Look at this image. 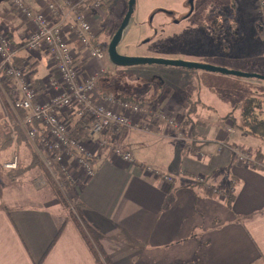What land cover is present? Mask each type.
Wrapping results in <instances>:
<instances>
[{
  "label": "crops",
  "instance_id": "crops-1",
  "mask_svg": "<svg viewBox=\"0 0 264 264\" xmlns=\"http://www.w3.org/2000/svg\"><path fill=\"white\" fill-rule=\"evenodd\" d=\"M23 1L35 12L48 10L40 0ZM50 1L67 12L61 0ZM97 2L86 3L91 17L99 16L93 7ZM1 15L7 21L0 30L10 38L19 60L28 66L42 58L26 51L30 29L12 0H0ZM14 17L25 25L20 40L12 29ZM42 66L38 64L37 78L44 73ZM199 100L209 124L198 131L196 153H186L167 125L158 135L129 131L124 146L135 163L104 157L96 161L95 175L73 188L76 200L84 205L93 241L110 264H264V170L240 163L235 152L242 148L253 159L260 149L264 156V143L251 136L237 138L239 133L227 122L222 129L225 115L216 123L222 130L212 134L214 109L202 97ZM10 113L15 127L17 117ZM253 138L252 146L237 144L238 139L248 143ZM26 139L29 146L15 135L10 144L0 138V163L2 153L16 144L36 151ZM28 167L19 175L12 172V178L0 176V264H97L61 204L34 190L40 178L30 173L36 167ZM152 171L173 182L167 184Z\"/></svg>",
  "mask_w": 264,
  "mask_h": 264
},
{
  "label": "rangeland",
  "instance_id": "rangeland-1",
  "mask_svg": "<svg viewBox=\"0 0 264 264\" xmlns=\"http://www.w3.org/2000/svg\"><path fill=\"white\" fill-rule=\"evenodd\" d=\"M102 1L106 2L107 0H99L101 9ZM108 1L112 2L108 3L107 8L104 7L100 10V17L97 15L91 17L92 25L101 35L100 41L106 50L116 34L115 32L118 31L123 22L122 18L128 11L129 3V0ZM190 1L136 0L134 15L118 48L119 53L131 57L192 62L264 76V12L260 8L258 0H197L194 16L176 26L171 18L158 14L160 10L175 12L176 16L179 15L177 20L182 21L183 16L188 13L185 7L188 6ZM154 13H157V15L153 25L158 29L155 33V29H150ZM1 16L0 25L5 26L7 18L4 15ZM14 18L12 29L18 32L17 39L20 40L24 34L25 25L21 19ZM163 26L165 32H161ZM94 66L105 69L107 72L100 78V87L108 95L112 97L130 96L142 104H150L153 101L155 104L166 105L174 109L172 112L177 110L175 115L176 120L179 122L182 119L184 121L187 119L190 109L189 99L196 101V99L199 100L202 97L203 101L214 109L211 116V124H214L212 134L214 135H217L224 127L222 125V129L218 128L216 123H219L222 116H227L230 112H233L241 99L244 100L254 96L264 100V81L255 79L245 80L206 71H191L157 65L121 68L113 65L108 55L104 61H92L88 64V67ZM11 82L17 89L19 88L14 81ZM5 102V98L0 95V136L3 132L1 128H3L9 135L7 136L4 132L5 138L11 139V136L15 135V138L21 139L29 146L30 143L21 133L22 131L17 126L14 127V120H11V111H9ZM200 112L201 114L198 117L204 119V113L201 110ZM181 123L184 126V122ZM227 123L231 125L230 120ZM189 126L190 123L185 121L186 135L189 132ZM237 135V138L242 136L240 133ZM126 136L125 134L121 139L116 138L111 147L101 149L98 152V148L95 146L96 143L90 141V139L81 141V144L88 151L95 153L94 162L101 161L104 157L123 161L122 158L116 155L115 149H117L122 153L130 154L135 163L132 153L124 146L125 141H127ZM178 136L179 134L176 135L177 139H179ZM255 139L248 140V143L238 139L237 144H251L252 146ZM193 144L194 141L190 146L182 141L184 151L189 154H193ZM24 147V145L16 144V146L5 151L4 154L2 153L1 177L8 175L9 178H12V172L16 171L20 174L23 173L22 170L26 167L35 165L32 161L33 159L37 160L35 156L37 152ZM242 150L244 149H235L236 156ZM14 157H18L19 165L16 170L10 172L5 168V165L12 161ZM38 157L41 159L40 156ZM76 167L77 165L73 164L69 178L65 174H59L56 180H54L52 173L46 166L42 168L39 162L38 168L36 167L30 173H36L35 177L40 178V183L35 184L37 188L34 190L45 199L53 198L59 202L65 211L66 217L73 220L81 231H85L86 234L89 232L90 236L92 234L83 212L77 209L74 212L69 207L73 206L74 201H76L73 188L82 184L84 180L78 174L81 173V169L74 172ZM42 183L45 184L42 185ZM53 187L56 189H53ZM63 198L69 206L64 204Z\"/></svg>",
  "mask_w": 264,
  "mask_h": 264
},
{
  "label": "built area",
  "instance_id": "built-area-1",
  "mask_svg": "<svg viewBox=\"0 0 264 264\" xmlns=\"http://www.w3.org/2000/svg\"><path fill=\"white\" fill-rule=\"evenodd\" d=\"M40 1L47 5V12H35L23 0H14L13 5L30 29L26 40L27 50L34 55L49 54L58 76L52 77L37 93L28 82V75L35 74L33 67L26 68L29 71L11 68L16 48L1 30L0 76L14 74L19 80V93L13 95H16L15 100L5 95L6 101L54 180L59 174L68 177L73 164L77 165L74 172L81 169L78 174L84 179L83 182L94 176L95 153L81 144L84 140L71 137L74 121L78 119L88 125L90 141L96 143L97 152L111 147L119 137L115 133H109L111 130H139L157 135L165 125L177 130L178 140L191 145L192 139L182 130V124L176 120L174 112L153 109L138 102L117 100L112 96L97 95L98 78L106 70H85L75 63V57L81 54L98 62L104 61L108 55L102 48L92 46L97 31L86 11L89 0H61L67 8L66 13L50 0ZM260 6L264 8V1L260 2ZM93 7L100 16L101 3L97 2ZM75 43L78 45L73 49ZM0 89L5 92L1 82ZM35 100H38L36 104ZM20 110L29 111L30 114L20 116ZM36 123L41 127L35 126ZM37 138H40V145ZM115 153L123 161L134 163L130 154L117 149ZM237 156L240 163L254 166V161L248 154L239 152ZM18 165L19 159L14 157L5 168L14 171ZM152 172L156 176L160 175ZM162 177L167 184L173 182L169 177Z\"/></svg>",
  "mask_w": 264,
  "mask_h": 264
},
{
  "label": "trees",
  "instance_id": "trees-1",
  "mask_svg": "<svg viewBox=\"0 0 264 264\" xmlns=\"http://www.w3.org/2000/svg\"><path fill=\"white\" fill-rule=\"evenodd\" d=\"M13 1L14 0H12V6L15 8V6L13 5ZM259 1L262 2L264 0H259ZM110 2H112V1H108L107 0L106 2H102V9L104 7L107 8L108 3H110ZM15 9L17 10L18 14L20 15L18 9L17 8H15ZM124 18H125V14L123 15L122 21L124 20ZM100 36L101 35L97 32L96 39L92 41V46L93 47H97V48H102L103 50L107 51L106 48L104 46H102V44H101ZM77 45L78 44L75 43L74 46H73V49H76ZM25 49L29 53V51L26 48V44H25ZM19 59H21V58L17 56V50H16V54L14 56V59L12 60L11 68L17 69V70L19 69L21 71H24L26 68L33 67L35 69V73H36V71L38 69V64H42L43 65L42 66V70L44 71V73L41 75V78H37V76L34 73H32L31 75H28V82L30 83V85H32V87L35 89V91L37 93H38V91L39 92L41 91L43 86L46 85L45 83H48V81L52 77H54L55 75L58 76L56 68L54 67V65H52V61H51V58H50L49 54L42 53V58L38 59L35 63L29 64L28 66H25L24 61H21ZM92 61L93 60H90L84 54H81V55H78V56L75 57V63L77 65H79L80 67H82L83 69H85V70L86 69H93V68H96L98 70L102 69V68L95 67V66L94 67H88V64L90 62H92ZM27 71H29V70H27ZM85 72L87 73L88 71H85ZM106 73L107 72L101 74L100 77L98 78L97 95L110 96L104 90H101V87H100V78L103 75H105ZM11 81H14V83H16L17 86L19 87V80L15 77L14 74L9 75L8 77H6L4 75L0 76L1 85H2V87L4 89V91H5L3 93V91L0 89V95H2L5 98V101H6L5 95H7L10 99H12L14 101L15 100V96H16V95L13 96L14 93H19V88L17 89L12 84ZM114 98L117 99V100H122V101L138 102L134 98H131L130 96H119V97H114ZM37 102H38V100L34 101L35 104ZM189 103H190V109L188 111L187 119L185 121L190 123L189 132H187V136L192 139V142L194 141L193 151H192V153L194 154L197 150L200 149L198 131H199L200 128H205L208 125V122H206L205 118L201 119V118L198 117L200 108H204V109L206 108L200 102V100L199 101H193V100L189 99ZM197 104H199V105H197ZM142 105H146V106H148L150 108H153V109H162V108H159V106H158L159 104H155V102H153V101H151L150 104H142ZM18 112H19L20 116L21 115L25 116V115L30 114L29 111H25V110H20ZM14 117H15V115H14ZM203 120H205V121H203ZM228 120L231 121V127L235 131H237L238 133H240L242 135H245V136L247 135V136H251V137L257 138L261 142L264 143V100L259 99V98H255V97H249V98H246V99L240 101L236 105V107L233 110V112H230L227 116H225L223 119H221L220 122H221L222 125H225V123ZM185 121L183 119L181 120V122H184V126H185ZM15 123L17 124L18 129H20L22 131L21 133L26 137L24 131L22 130V128L19 125V123L17 122V119H15ZM35 126L41 127V125L39 123H36ZM184 126L182 125V128H183L182 130L183 131H185ZM129 131L130 130H128V129H118V130H114V131L111 130L109 133H111V134L115 133V134L119 135L118 138L121 139V137L123 135L127 134V132H129ZM131 131H136V130H131ZM4 132L7 135L6 131L3 130V132L1 133L0 138H2L5 141V143L9 142V144H10L11 143V139L5 138L4 137ZM7 136H9V135H7ZM71 137L74 138V139H78V140L90 139L88 125L86 123H84L83 120H80V119L74 121V126L72 127ZM17 140L20 141L21 139H17ZM37 141H38V143L40 145V138H37ZM36 144H37V142H36ZM39 147H41V146H39ZM238 149H240V148H238ZM41 151H42V149H41ZM242 151H244V150H242ZM35 156H36L38 162L41 164L42 168L45 167L44 164L42 163L41 159L38 157L39 155L37 153H35ZM34 160L35 159H33L32 162L35 165L34 166L31 165V167L29 166L26 170H28V169L30 170V169L38 166L37 160H35V161ZM253 161H254V166H253L254 168L256 167V168H259L260 170H264V156H263V154H262L260 149L257 150L254 153ZM44 169H46V168H44ZM22 172L24 173L25 171H22ZM18 174L19 173H16V175H18ZM162 176L163 175L160 174L157 177H161L163 179ZM60 193L61 192H59V194ZM60 195L63 196L62 193ZM63 200H64V198H63ZM231 200L232 199L228 200V204L229 205L232 204ZM64 204L66 206H69L67 201H65ZM83 206L84 205L80 201L76 200V201H74V205L73 206L71 205L69 207H70V209L74 210V212L76 211V209L78 211L82 212L83 211ZM71 212H73V211H71ZM79 230H80V228H79ZM82 231L80 230V233L83 236V238L85 239L87 245L89 246L95 262L97 264H110L107 261L103 250L99 247V245H96L95 241H93L92 235L89 236V232H87V234H86L85 231H83L85 233L84 234ZM56 240L52 243V246L54 245Z\"/></svg>",
  "mask_w": 264,
  "mask_h": 264
},
{
  "label": "water",
  "instance_id": "water-1",
  "mask_svg": "<svg viewBox=\"0 0 264 264\" xmlns=\"http://www.w3.org/2000/svg\"><path fill=\"white\" fill-rule=\"evenodd\" d=\"M193 1L194 0L190 1L192 7L194 3ZM135 5H136V0H129L128 11L125 15V18L108 46L107 54L113 65L121 68L157 65V66H165V67H175V68L191 70V71H206L209 73L228 75L245 80L255 79L259 81H264V76L255 73L233 71L225 68H217L210 65H203V64L185 62V61L162 60V59H153L146 57H131V56L121 55L118 51V48L122 43L124 39L125 31L130 25V22L132 20Z\"/></svg>",
  "mask_w": 264,
  "mask_h": 264
},
{
  "label": "flooded vegetation",
  "instance_id": "flooded-vegetation-1",
  "mask_svg": "<svg viewBox=\"0 0 264 264\" xmlns=\"http://www.w3.org/2000/svg\"><path fill=\"white\" fill-rule=\"evenodd\" d=\"M196 1H197V0H194V1H193V2H194V3H193V7L191 6V3H189L188 6L185 7V9L188 10V13H186V14L183 16L182 21L177 20V17H178L179 15L176 16V13H175V12H171V11H167V10H160V11L158 12V14L160 13V14H163V15L167 16L168 18H171V19H172V22H173V24H174L175 26H176V25H180V23H182L183 21H188L190 18H192V17L194 16V14H195V12H196V7H195V3H196ZM177 13H179V12H177ZM133 15H134V14H133ZM156 15H157V13H156V14L154 13L153 18H152L151 23H150V29H155L154 33L158 31L157 27H155V26L153 25V24H154L153 21H154ZM228 22H229V21H228ZM229 23H230V22H229ZM164 26H165V25H164ZM164 26L161 28V32H165V31H166ZM209 27H210V25H209ZM210 28H212V27H210ZM147 42H149V41H147Z\"/></svg>",
  "mask_w": 264,
  "mask_h": 264
},
{
  "label": "bare ground",
  "instance_id": "bare-ground-1",
  "mask_svg": "<svg viewBox=\"0 0 264 264\" xmlns=\"http://www.w3.org/2000/svg\"><path fill=\"white\" fill-rule=\"evenodd\" d=\"M116 33V32H115ZM103 34V33H102ZM131 101V100H130ZM197 105H199V104H197ZM27 172V171H26ZM161 173V172H160ZM159 178V177H158ZM162 179V178H161Z\"/></svg>",
  "mask_w": 264,
  "mask_h": 264
}]
</instances>
